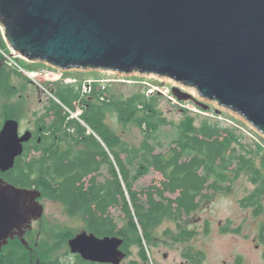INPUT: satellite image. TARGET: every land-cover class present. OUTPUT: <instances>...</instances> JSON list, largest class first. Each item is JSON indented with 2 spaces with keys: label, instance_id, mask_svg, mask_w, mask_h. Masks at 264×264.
<instances>
[{
  "label": "water",
  "instance_id": "water-1",
  "mask_svg": "<svg viewBox=\"0 0 264 264\" xmlns=\"http://www.w3.org/2000/svg\"><path fill=\"white\" fill-rule=\"evenodd\" d=\"M0 27L11 56L59 72L156 75L245 121L264 140V0H0ZM30 137H19L16 121L3 124L0 174ZM40 197L0 180V250L42 219ZM67 245L93 264L126 257L120 239L86 231Z\"/></svg>",
  "mask_w": 264,
  "mask_h": 264
},
{
  "label": "trees",
  "instance_id": "trees-1",
  "mask_svg": "<svg viewBox=\"0 0 264 264\" xmlns=\"http://www.w3.org/2000/svg\"><path fill=\"white\" fill-rule=\"evenodd\" d=\"M98 90L95 87L86 93L80 86L53 90L54 100H50L40 122L41 142L28 146L15 159L13 168L0 176L16 187L35 189L41 199L60 204L69 217H80L82 231L98 238L120 239L126 257L132 254V247L145 255L144 245L154 242L155 229L165 221L175 224V241L187 244L198 235L196 229L186 226L190 216L201 203L231 192L242 174L254 176L257 187L239 202L240 206L253 208L255 215L261 213L264 182L252 162L255 152L243 145L235 131L207 122L195 125L192 118H186L174 126L172 146L157 152L161 145L153 134L173 124L161 116L152 98L135 93L123 99ZM77 103L82 109L79 120L69 118ZM109 113L123 128L131 125L141 129L138 147L130 146L108 127ZM261 158L264 161V156ZM149 171L162 177L160 184L136 189L135 182ZM116 209L121 225L111 214ZM230 224L228 221L221 233L238 234ZM42 228L44 235L54 237L43 256L19 242H10L0 264H67L54 253L66 249L71 254L67 242L77 233L46 221ZM208 231L206 222L203 233ZM258 240L264 245V225ZM75 257L77 264H93ZM182 257L184 264H204V254L189 247ZM262 258L264 261V253ZM242 262L237 257L233 264Z\"/></svg>",
  "mask_w": 264,
  "mask_h": 264
},
{
  "label": "rangeland",
  "instance_id": "rangeland-1",
  "mask_svg": "<svg viewBox=\"0 0 264 264\" xmlns=\"http://www.w3.org/2000/svg\"><path fill=\"white\" fill-rule=\"evenodd\" d=\"M0 39L4 47L0 49V60L5 62L9 69V76L15 86L16 96L22 99L13 104V110L22 121L21 128H33L35 113H43L45 103L53 99L52 91L62 86H80L83 89L99 88L117 98H126L135 93H143L152 98L157 111L166 121L173 126L160 128L153 134L157 142V152H165L172 146V140L176 137L175 127L180 121L192 118L195 125L202 122L217 124L220 127L230 128L240 136L243 145L252 149L254 166L260 170L261 178H264V140L245 121L220 110L214 104L200 100L192 91L178 85L171 80H162L153 75L143 77H123L102 72H59L40 62H28L20 57L11 56V51L4 41L0 27ZM179 90L188 98L177 100L173 92ZM89 93V92H87ZM2 97V95H0ZM103 97V94L102 96ZM9 101L0 98V124L6 115ZM11 112V111H10ZM82 114L81 106L77 103L76 110L69 112V118L79 120ZM106 124L122 140L130 146L138 147L142 141L141 129L135 126L123 128L117 122L113 113L106 117ZM257 152V153H256ZM254 176L242 174L232 185L231 192L220 193L208 202L200 204L198 210L190 216L186 226L196 229L198 235L187 244L175 241L177 234L173 222L165 221L154 231L155 240L150 245H144L145 255L141 256L138 247H132V254L124 258L121 264H184L182 252L186 248H192L204 254V264H233L237 257H241L243 264H264V245L259 243L258 236L260 227L264 225V198L262 199V211L255 215L253 208L240 206V201L249 195L257 185L253 182ZM162 177L155 172L149 171L135 182L136 189H142L150 185H159ZM43 220L48 224H58L62 227L81 233L84 227L78 216L69 217L64 208L55 202L43 200ZM112 216L121 225L119 210H113ZM184 220H187L186 218ZM230 221V227L238 229L239 233H221V228ZM208 222L209 231L203 233V227ZM34 235H39L45 244L51 239L40 233L37 223L32 224ZM48 249V248H47ZM66 249L55 252L67 264H77L72 257L65 255ZM146 258V259H144Z\"/></svg>",
  "mask_w": 264,
  "mask_h": 264
},
{
  "label": "flooded vegetation",
  "instance_id": "flooded-vegetation-1",
  "mask_svg": "<svg viewBox=\"0 0 264 264\" xmlns=\"http://www.w3.org/2000/svg\"><path fill=\"white\" fill-rule=\"evenodd\" d=\"M0 73H1L0 74V89L1 88L6 89V90H3V91H0V95H2V97H0V98H3L4 100L9 101V103H7L8 104L7 107L11 109L10 110L11 112L9 110H6V113H7L8 117L6 118V115L4 116V119L2 120V124L0 126V130H1L2 126H3V124L6 121L12 120V121H16L18 123V135H19V137H22L26 132H30L31 133V137H30L29 141L23 144V153H24L26 148L28 146H30L33 142L40 143L41 140H42L43 134H42L41 130L43 129V127L40 124V122L42 121V116L45 113V109L50 105V100H48L45 103V107H44V112L43 113H38V114L35 113V120L33 121L34 123H32V125L34 124L33 128L29 127V128L22 129L21 128V126H22L21 118L13 110V106L14 105L10 104V102H15V101H18L19 99L21 100L22 96L21 95L16 96L18 94L16 92L17 90L15 89V86L13 85L12 80L10 79L9 69L5 66V62L3 60H0ZM8 89H10V90H8ZM17 97L19 99H17ZM0 180H3L5 183H7L1 176H0ZM37 201H38V203L41 204L43 199L39 198V199H37ZM43 216H44V214H43ZM43 221L44 220H43V217H42L41 220L32 222V224L33 223H37L38 228H39L38 231H40V233L42 235H44L43 228H42ZM32 224H31L30 228H25L23 230V233L20 234V235H18L16 232H14L13 237L8 239L7 244L2 245L1 250H0V258L6 252L8 244L10 242H19L20 244H22L24 246V248H27V250H29L30 252L34 251L37 255L43 256L45 254L44 251L47 248H49L48 245L50 244V241L47 240L46 243L44 244L43 241L40 240V236L39 235H34L33 234L34 230H33ZM49 238L50 239L52 238L51 241L54 239V237H52V236H50ZM21 239H23L25 241L26 245H24L21 242ZM65 255L72 257V259L76 263H78V260L75 257L76 255L69 254L68 251H65Z\"/></svg>",
  "mask_w": 264,
  "mask_h": 264
},
{
  "label": "built area",
  "instance_id": "built-area-1",
  "mask_svg": "<svg viewBox=\"0 0 264 264\" xmlns=\"http://www.w3.org/2000/svg\"><path fill=\"white\" fill-rule=\"evenodd\" d=\"M83 91L87 93V92H90V89H86V90L83 89ZM65 110H67V109L65 108Z\"/></svg>",
  "mask_w": 264,
  "mask_h": 264
},
{
  "label": "clouds",
  "instance_id": "clouds-1",
  "mask_svg": "<svg viewBox=\"0 0 264 264\" xmlns=\"http://www.w3.org/2000/svg\"><path fill=\"white\" fill-rule=\"evenodd\" d=\"M52 68V67H51ZM54 69V68H53Z\"/></svg>",
  "mask_w": 264,
  "mask_h": 264
}]
</instances>
